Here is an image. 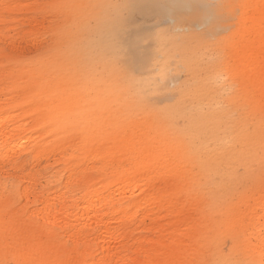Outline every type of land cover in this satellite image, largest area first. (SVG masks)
Returning a JSON list of instances; mask_svg holds the SVG:
<instances>
[{
  "label": "rangeland",
  "instance_id": "obj_1",
  "mask_svg": "<svg viewBox=\"0 0 264 264\" xmlns=\"http://www.w3.org/2000/svg\"><path fill=\"white\" fill-rule=\"evenodd\" d=\"M27 1L53 8L48 18L57 28L46 34L48 43L24 52L0 38L1 50L12 55L0 87L24 94L7 109L21 113L17 122L34 120L27 134L40 136L39 156L20 155L28 158L24 171L39 164L48 176L41 187L55 179L54 195L68 194L70 179L83 187L71 207L92 197L104 213L111 205L126 208L133 250L153 236L146 225L161 222L168 242L185 243L187 264H264V80L250 66L264 59L256 53L264 51V0H197L177 10L173 0ZM203 3L209 18L197 27ZM31 15L11 14L2 33L30 29ZM175 23L182 29L174 30ZM158 36L167 58L156 50ZM17 57L24 62L13 64ZM139 150L157 152L153 164ZM15 156L0 162V181L18 166ZM134 182L145 186L133 188ZM26 185L0 195V264H123L117 254L105 259L115 250L77 241L59 224L49 231L32 215L41 201L23 208ZM150 188L167 189L158 192L172 208L142 221L151 208L143 204L130 217ZM20 241L36 253H24Z\"/></svg>",
  "mask_w": 264,
  "mask_h": 264
},
{
  "label": "bare ground",
  "instance_id": "obj_2",
  "mask_svg": "<svg viewBox=\"0 0 264 264\" xmlns=\"http://www.w3.org/2000/svg\"><path fill=\"white\" fill-rule=\"evenodd\" d=\"M129 1L130 0H126V2ZM146 2L148 3L147 0ZM155 3L159 5L160 1H156ZM196 3H198L197 0H173L170 2V6L171 10H177L190 7ZM113 6L116 9V4ZM202 6L204 8L203 13L195 12V16L200 18L199 22L195 23V26L197 27L207 21V17L209 18L208 5L203 3ZM102 9L103 8H98L97 12L101 13ZM24 10H28V12L32 14L33 27L25 30L23 33L19 32L13 35L8 34L7 32L2 33L1 30L4 29L2 27H4L3 25H5L6 21L11 17L10 15ZM112 12H114V10ZM51 13H55L53 8L48 9L43 5H37L36 1L0 0V38L13 45L15 50H20L22 52L27 49L26 47L37 46L39 42H41L42 45H45L50 38V35H48V37L46 34L57 28L55 21L48 18V15ZM170 18L173 22L176 21L175 18ZM173 29L179 31L182 28L179 23H175ZM29 37L32 38L31 41ZM21 38L24 39L23 41H25L26 44H22L23 41ZM160 40H162L161 36H158L156 50L159 54L161 53L167 58L168 54L160 48ZM49 53H51V49L49 50ZM256 53L264 54V51H256ZM8 56L12 55L7 54L5 50H1L0 48V76H4V74L10 70V64H8L10 62L7 61ZM163 60L166 61V59ZM12 62L13 64L15 62L20 64L24 62V59L19 57L12 58ZM250 66L251 69L255 71L254 78L256 77L258 80H264V76L261 77L259 75L258 77V72L264 68V59L263 61H258L256 57L251 60ZM158 68L164 69L167 67L165 64H159ZM113 72L120 75L122 69L115 68ZM233 74L236 75V71H233ZM62 83L65 86L69 85L70 81L64 76ZM5 89V86L0 87V162L8 158L9 153H14L17 155L15 157H18L15 162L18 166L14 167L12 165L7 169V172L10 174L8 175L9 177L4 182L0 181L2 187V192L0 193L1 197L5 191L14 188L19 185V183L26 182L27 185L22 194L26 199L23 208L27 209L31 202L37 204V201H41L40 204H42V207L33 210L32 215L41 218L44 224L50 226V228H48L49 231L53 232V227L59 224L63 227L62 230L67 236L69 235L77 241H90L97 246L100 244L101 248L108 252L112 250L116 251L113 254L107 255L105 259L117 254V259L121 260L123 264H139L141 261L140 255H143V260H146L149 264H187V261L185 262L183 260L186 251L185 243L179 241V245L176 246L174 243L168 242L165 235H161L168 230L165 224L159 222L157 224L151 223L150 225H146V228L153 231V236H145L142 238L141 242L138 243L136 250H133L131 247L133 244L131 245L127 240L129 236L127 229L130 228V225L126 223L125 214L123 212L126 211V208L121 209L118 206L114 207L111 205L107 212L104 213L100 211L103 209L104 204H98V202L92 197L87 200V205H78L77 208L74 206L71 207L68 202L70 200L73 201L78 194H83L85 192L83 187L78 186L77 183L71 184L72 179H70L68 180L69 186H71V190H69L70 192L68 194L63 193L60 195H54L49 186L52 185L55 179H49L48 184L41 187L42 181L47 179L48 176L46 172L38 168L39 164H36L33 167L31 166L28 168L29 171L27 172L24 171V167L28 164V158L22 159L20 155L27 151L29 156H39L41 154V146L35 145L34 142L40 136L27 134V131L34 126V120L29 119L23 122H17L21 117V113H13L7 109L9 104L19 102L20 99L23 98L24 94L22 91L5 93ZM123 96L126 97L124 92ZM147 150L137 151L139 152V158L147 164H153L157 152H148L149 150ZM58 153L62 154L63 151L60 150ZM1 169L2 168L0 167V171ZM49 177H53V175H49ZM84 180L89 181L91 178L87 177L81 180L82 183L85 182ZM144 186L145 184L140 182H134L132 184L133 188L139 190H142ZM158 191H162L163 193L168 192L167 189H159ZM158 191L154 188L147 189V192L138 198L135 205L136 210L130 215V217L136 216L143 204H149L151 208L148 209V214L144 216L142 221H145L146 218L150 220H153L154 218L156 220L157 217L163 215L161 212L162 210L171 209L172 202L169 204L162 203V194ZM30 198L33 199L31 200ZM5 199L8 200V197ZM80 209L83 210L81 211ZM80 212H82L81 215ZM90 213L97 216L92 217ZM105 216L110 219H105ZM92 226H97L98 228H93ZM93 229L97 230L93 231ZM20 245L22 246L24 253H36L34 250H30L28 244L20 241ZM127 251L135 252L134 254L136 255H131Z\"/></svg>",
  "mask_w": 264,
  "mask_h": 264
}]
</instances>
